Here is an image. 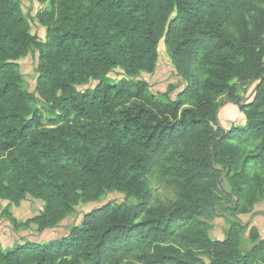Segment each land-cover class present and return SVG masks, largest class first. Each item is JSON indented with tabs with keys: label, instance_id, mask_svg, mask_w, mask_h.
Listing matches in <instances>:
<instances>
[{
	"label": "trees",
	"instance_id": "16d2710c",
	"mask_svg": "<svg viewBox=\"0 0 264 264\" xmlns=\"http://www.w3.org/2000/svg\"><path fill=\"white\" fill-rule=\"evenodd\" d=\"M36 1L48 5L44 41L18 0H0V200H40L25 223L39 233L112 191L136 203L95 208L47 245L0 246V264H264V239L237 218L264 200V0ZM161 41L181 89L155 96L145 81H110L114 69L152 73ZM31 50L34 93L16 63ZM225 104L242 127L218 126ZM157 187L174 197L158 200ZM220 206L235 220L212 240Z\"/></svg>",
	"mask_w": 264,
	"mask_h": 264
},
{
	"label": "rangeland",
	"instance_id": "374dc122",
	"mask_svg": "<svg viewBox=\"0 0 264 264\" xmlns=\"http://www.w3.org/2000/svg\"><path fill=\"white\" fill-rule=\"evenodd\" d=\"M18 2L23 14L29 20L30 33L32 35H36L41 41H44L45 29L39 25L37 15H39L42 11L48 10L47 3H39L36 0H18ZM16 63L19 65L23 81V90L28 93H34L38 77V53L35 50H31L26 56L18 59ZM108 78L114 83L118 82L120 79L145 81L149 86V91L155 96L165 93L170 86L177 88V90H179L178 88H182V81L176 75L168 52L162 41L158 45V59L156 67L152 73L142 72L139 73L137 77L132 78L127 76L122 70L114 69L108 74ZM95 84V82H91L90 85L77 87V90L83 91L87 88H93ZM254 87L255 84L239 86V94L243 100H252ZM177 90L169 94L170 99H174ZM224 106L222 107L223 109L221 108L218 112V126L224 130H229L231 127H239L240 124L238 122L241 120V117L238 114L242 116L244 115L237 110V107L235 112L232 108L225 110ZM34 108L39 109L45 119L50 118L51 114L47 106H44L41 102L35 103ZM229 120L233 123H229ZM243 124L244 122L241 123V125ZM225 189L226 191H229V186L227 184H225ZM154 197L160 201H167L174 197V193L167 188L157 187L154 192ZM107 203H126L128 205H132L136 203V200L134 198H127L124 194L119 192H109L101 197L98 202L88 203L85 205L79 203L75 207V212L71 216L62 220L56 228L47 229L44 232L39 233L37 232L35 224L26 225L25 223L27 220L38 215L43 209V203L40 200L27 197L18 205H12L6 201L0 200V246L3 250H7L26 242L47 245L50 242L57 241L62 237L67 236L74 226L80 225L82 217L85 213H88ZM257 209L258 210L254 214L256 218L255 223L264 233V200H258ZM12 217L16 221L15 225L11 222ZM234 220L232 212L229 211L227 207L220 206L217 215L207 220L209 227L208 236L212 240H222L229 228V225ZM249 247L250 242L248 240V230H246L241 235V248L248 249Z\"/></svg>",
	"mask_w": 264,
	"mask_h": 264
},
{
	"label": "crops",
	"instance_id": "0c3cea01",
	"mask_svg": "<svg viewBox=\"0 0 264 264\" xmlns=\"http://www.w3.org/2000/svg\"><path fill=\"white\" fill-rule=\"evenodd\" d=\"M228 108H232V110H234L235 112H236V106H234V105H232V104H226L225 106H224V109L225 110H227ZM223 109V108H222ZM238 110V109H237ZM238 114V113H237ZM240 117H241V120L238 122L240 125H239V127H242L244 124H245V118H244V116H242V115H240V114H238ZM244 122V124L243 125H241V123H243ZM229 123H233L232 121L230 122V120H229ZM230 129V128H229ZM225 130H227V129H225ZM258 209H257V204L254 206V208H253V211H252V213L251 214H246V215H240V216H238V218H239V220H240V222H242L243 224L245 223V224H249V226L250 227H256V229H257V231H258V234H259V236H260V238L261 239H264V233H263V231L256 225V223H255V220H256V218H255V216H254V214H255V212L257 211ZM247 220H246V219ZM246 220V221H245Z\"/></svg>",
	"mask_w": 264,
	"mask_h": 264
}]
</instances>
